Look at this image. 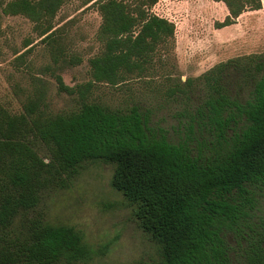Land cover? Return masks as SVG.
<instances>
[{
  "label": "trees",
  "instance_id": "1",
  "mask_svg": "<svg viewBox=\"0 0 264 264\" xmlns=\"http://www.w3.org/2000/svg\"><path fill=\"white\" fill-rule=\"evenodd\" d=\"M65 1L0 0L3 14L33 23L51 54V62L30 75L20 110L0 104V264H81L94 256L74 227L31 215L45 189L88 160L113 166L111 186L157 247V258L136 264H264V214L257 205L264 189V60L253 71L230 60L204 73L199 105L179 113L185 137L172 142L149 125L139 105L121 111L91 100L99 83L146 78L156 56L165 66L162 53L174 45L175 24L152 11L158 0L83 1L101 17L96 38L102 47L88 58L90 78L74 86L60 70L82 59L66 50V22L54 23ZM215 1L227 8L216 28L264 6V0ZM30 44L16 51V65ZM44 73L55 80L57 94L77 97V111H51ZM231 75L250 82L249 98L231 93L225 83ZM192 85L186 79L168 94L191 100ZM34 140L46 147L48 161Z\"/></svg>",
  "mask_w": 264,
  "mask_h": 264
},
{
  "label": "rangeland",
  "instance_id": "2",
  "mask_svg": "<svg viewBox=\"0 0 264 264\" xmlns=\"http://www.w3.org/2000/svg\"><path fill=\"white\" fill-rule=\"evenodd\" d=\"M83 1L66 0L54 19L58 25L66 22L63 34L67 52L82 59L80 64L60 70L65 83L71 86L90 78L88 58L102 47L96 38L101 17L95 8L83 5ZM152 11L175 24L174 45L162 53L165 66H161L156 56L155 70L151 69L153 73L146 78L131 79L118 86L99 83L91 100L121 111L139 105L158 134L177 142L185 137L184 117L179 113L186 107L195 109L199 105L204 95V73L230 60L240 65L247 63L253 71L256 61L264 60V8L245 11L234 24L222 28L214 25L227 14L222 1L158 0ZM26 40L31 42L30 50L25 52L23 63L16 65L13 58L16 51L25 50ZM50 56L29 19L5 15L0 9V104L12 111L20 110V100L30 86V75L39 74L51 62ZM168 73L175 77L168 79ZM42 76L49 83L50 109L54 114L71 113L81 107L76 96L56 93V82L49 73ZM189 78L193 81L191 100L180 94H168L169 87ZM235 80L232 75L225 79L231 93L238 92L242 100L249 98L250 82ZM33 146L48 161L46 147L39 140H34ZM112 172L113 166L102 160L83 162L75 173L64 175L60 183L45 189L31 213L55 225L72 226L82 234L95 254L81 264H136L140 259L158 257L155 243L138 227L122 195L111 186ZM260 193L257 205L264 214V189Z\"/></svg>",
  "mask_w": 264,
  "mask_h": 264
},
{
  "label": "crops",
  "instance_id": "3",
  "mask_svg": "<svg viewBox=\"0 0 264 264\" xmlns=\"http://www.w3.org/2000/svg\"><path fill=\"white\" fill-rule=\"evenodd\" d=\"M263 8H264V6H263L261 9H263ZM261 9H259V10H261ZM240 16H241V15H240ZM240 16H239V17H240ZM239 17H238V18H239ZM238 18H237V19H238Z\"/></svg>",
  "mask_w": 264,
  "mask_h": 264
}]
</instances>
